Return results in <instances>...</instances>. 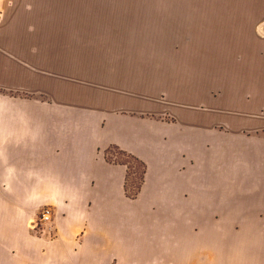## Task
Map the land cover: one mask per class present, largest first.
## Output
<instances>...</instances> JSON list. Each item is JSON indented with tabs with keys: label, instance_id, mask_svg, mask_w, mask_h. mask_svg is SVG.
<instances>
[{
	"label": "crops",
	"instance_id": "0c3cea01",
	"mask_svg": "<svg viewBox=\"0 0 264 264\" xmlns=\"http://www.w3.org/2000/svg\"><path fill=\"white\" fill-rule=\"evenodd\" d=\"M248 39L181 109L169 82L90 79L68 44H0V264H264V25Z\"/></svg>",
	"mask_w": 264,
	"mask_h": 264
},
{
	"label": "rangeland",
	"instance_id": "374dc122",
	"mask_svg": "<svg viewBox=\"0 0 264 264\" xmlns=\"http://www.w3.org/2000/svg\"><path fill=\"white\" fill-rule=\"evenodd\" d=\"M259 24L264 0H0V44L50 42L53 54L68 44L85 74L101 84L169 82L163 103L176 109L191 101L181 92L184 80L198 83L204 68L214 80L217 61L246 59L248 37ZM123 159L129 182L137 184L141 166Z\"/></svg>",
	"mask_w": 264,
	"mask_h": 264
},
{
	"label": "built area",
	"instance_id": "2783aa9c",
	"mask_svg": "<svg viewBox=\"0 0 264 264\" xmlns=\"http://www.w3.org/2000/svg\"><path fill=\"white\" fill-rule=\"evenodd\" d=\"M52 214V209L49 206H44L36 220L32 222L31 229L37 234L50 233L52 230Z\"/></svg>",
	"mask_w": 264,
	"mask_h": 264
},
{
	"label": "trees",
	"instance_id": "16d2710c",
	"mask_svg": "<svg viewBox=\"0 0 264 264\" xmlns=\"http://www.w3.org/2000/svg\"><path fill=\"white\" fill-rule=\"evenodd\" d=\"M123 156H125L126 158H129V159H132L136 164H138L139 166H141V175L139 177V181L138 183L136 184L135 182L131 181V185L133 187H131V190H128V179H129V175L131 173L130 170H127V175H126V181H125V191H126V194L129 196V197H134L135 194L137 193L138 189H139V186H140V182L142 181V178H143V173L145 171V166L144 164L139 161L138 159L134 158L133 156L123 152ZM125 162H128L126 159H123Z\"/></svg>",
	"mask_w": 264,
	"mask_h": 264
}]
</instances>
